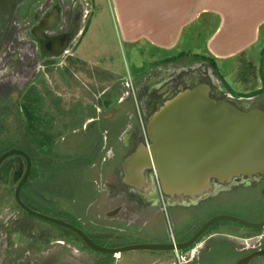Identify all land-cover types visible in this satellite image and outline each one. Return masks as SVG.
<instances>
[{"label":"rangeland","instance_id":"374dc122","mask_svg":"<svg viewBox=\"0 0 264 264\" xmlns=\"http://www.w3.org/2000/svg\"><path fill=\"white\" fill-rule=\"evenodd\" d=\"M49 1L52 0H42L38 3L33 0L26 1L21 12H27L30 16L27 23L25 20L20 22L22 29L25 25L27 29L31 27L29 22L36 21L37 12L50 4ZM59 1L69 2V5L74 2L83 3L87 10L92 11L89 16L86 12L83 27L85 25L87 28L88 24L90 27L84 38L82 28L79 37L65 55L37 63L33 71L29 70L30 61H37L39 57L34 44L29 41L28 47L23 48L20 45L21 50L18 48L9 51L12 41L11 46H19V43L16 38L10 40L11 42L4 41L1 33H6L7 26L0 23V61L8 63L0 72V81L10 78L7 82L13 83L17 89L12 95H7L10 98L0 97V156L12 149H19L33 158L32 176L21 193L23 201L32 209L80 228L99 245L108 246V243L117 244L123 241L137 244L136 242L145 241L147 236L136 233L132 235L133 231L148 232L146 226L136 227L126 221L124 223L122 215H119V219L106 218L105 213L109 210L111 202L115 207L118 203L114 204L111 197L101 191H105L106 187L119 189L127 185L122 166L136 149L132 142L136 140L138 133L139 139L143 137L146 142V130L138 129V120H141L142 114L127 105L128 100L123 102L126 104L123 105L122 102L117 104L118 99H113L117 91L125 94L122 90H127V87L141 76L150 73L145 79H140L141 82H137L138 88L160 74V70L153 68L157 60L164 61L182 52L209 57V44L219 32L222 18L204 14L200 18L190 19L193 20L192 24L184 27L180 44L175 49L168 50L161 47L162 43L157 36L162 35V30L147 25V19L122 18L117 13L113 0ZM12 20L11 28H16V24L19 25L16 17H12ZM154 32L156 34H153ZM133 37L142 38L132 43L128 38ZM263 53L264 23L258 29L256 43L243 55L217 58L220 75L237 95L245 92L242 87L237 86V82L245 80L246 82H243L247 87L253 82V90L257 88L256 67L253 65L262 61ZM22 61L25 62L21 73ZM74 61L77 63L76 68L73 66ZM83 62L92 68L95 72L93 74L100 76L101 85L106 81L110 82L109 88L113 90L110 89L105 97L94 98L93 93L89 92V86L92 91L96 83L90 82L87 76L79 73L84 72ZM205 67L208 71H215L211 64H205ZM199 68L201 66L196 68L174 65L171 71H167L165 79L177 76L174 69L180 72H197ZM74 74L78 75L75 77ZM110 80L118 81L117 87H112ZM212 81L208 75L197 80L192 79L187 85L177 86L173 92L174 96L182 90L205 82L211 85ZM163 82L159 76L157 83ZM162 101L163 105L168 99ZM106 103H109L107 111ZM93 104H97L102 111L98 112ZM151 116L146 117L145 124ZM90 117L94 120L86 123ZM131 127L135 129L132 130ZM127 143L128 145H125ZM25 168V161L21 157H13L4 163L0 170V264H105L107 257L90 250L72 232L28 215L18 206L14 193ZM18 171L21 172L19 181L16 177ZM230 207L233 211L240 208L237 204ZM219 211L221 208L205 207L197 210L196 213L200 214L195 221H179L177 211L172 210L170 221L162 222L160 218L157 226L162 236L169 234V230H175L179 238H186L197 225ZM152 214L148 215L150 220L154 218ZM234 224L222 222L216 226H237ZM110 232L116 234L112 236ZM131 253L146 256L151 252ZM167 255H170V261L178 260V256L174 257L173 253ZM121 259L107 258L111 264H120Z\"/></svg>","mask_w":264,"mask_h":264},{"label":"flooded vegetation","instance_id":"af4514ba","mask_svg":"<svg viewBox=\"0 0 264 264\" xmlns=\"http://www.w3.org/2000/svg\"><path fill=\"white\" fill-rule=\"evenodd\" d=\"M49 2L50 4L42 7L37 12L38 15H36V21L34 20V22L31 20L29 22L31 24L30 28L27 29V25H25L23 32L21 33L22 37L19 38V36L15 34L16 28L7 29V33L4 36L5 38L3 37L4 41L11 42L10 40L15 39V35L17 42L19 43V46L16 44L11 46L13 43L12 41L9 45V51H14L18 48L21 50V46H23V48L26 46L28 47L27 43L29 41L34 44V48L37 50L39 57L36 56L37 61L31 59L32 61H30L29 70H32L37 63H42L44 60L58 59L55 56L58 50L55 47H50L51 44L46 45L45 42L56 41L62 43L64 37L73 33L76 23L80 19V16L85 12L83 3L78 4L74 2L73 5H69V2L67 3L66 1H63V3H60L59 0H52ZM56 16H58L59 21L57 27L53 30L44 31L43 35L46 41H43L40 29L53 26L52 21L55 20ZM83 24L84 19L82 27ZM34 48L32 47V49ZM23 62L25 61H22V66H20L21 73L23 72ZM7 64V61H0V72ZM184 66L187 67L186 65ZM253 66L256 67L255 73L257 74L256 80L258 86L253 90V82L250 84L248 83V87L243 81L237 82V86L242 87L245 91L243 92L244 94L237 95L216 70L211 73L204 66H201V68H199L200 70H197V72H195L196 70H192V72H186L187 70L185 72H180L177 69H174L175 75L177 76H171L165 79L166 74L169 70L171 71V68H169L166 71L161 70L160 74L153 79L151 78L146 85H141L139 88L137 82H141L140 79H145L150 73L133 81L131 86L129 85L127 87V90H122L125 91V94H123L124 98L121 102L123 103L128 100L127 104L142 114L141 120H138V129L141 130V128H144L146 130L148 124H145L146 117L153 115L159 107L162 106V99H169L170 96L174 95L175 93L173 92L177 86L187 85L192 79L197 80L204 75H208L213 80V84L209 85L211 98L217 102H226L244 113L258 111L264 114V56L260 63L254 64ZM27 68L28 65L26 66V69ZM159 76L160 80L162 82L164 81L163 83H157V81H159ZM9 79L10 78L0 81V84H5L0 85V97L3 96L5 98H10V96L7 95H12V93L17 91L13 83L10 81L7 82ZM112 87L115 86L112 85ZM91 88L92 87L89 86V90ZM110 89L113 90V88ZM130 129L134 130L135 128L131 127ZM139 134L140 133L137 134L138 136H136V140L132 142L136 148L132 154L149 143L147 137L146 142L143 137L140 140ZM125 145H128V143ZM144 176L145 180L143 185L133 186L126 182L127 185L119 189L117 187H110L109 189L106 187L105 191H101V193L106 192V194L111 197L114 204L118 203L115 207L112 206L111 202L109 210L105 213L106 218L114 219L118 218L119 215H122L124 223L126 221L128 224L138 227L140 225L147 226L150 223L153 225V223L158 222V219L160 218L162 222H168L171 219L172 210L177 211V219L179 221L186 219L195 221L196 217L201 212L196 213L197 210H202V208L205 207H207V209H209V207L221 208V211L211 216V218L202 224L197 225L192 234L186 238H179L175 233V230L174 232L169 230V234L166 233V236H162L158 227L156 229L155 237L160 239L161 243L156 244L176 245L177 243L190 241L206 222L218 215L234 216L251 224H260L264 222V171L239 175L233 177L230 181L220 182L218 180H213L211 190L209 191V197L205 199L197 198L196 200L188 197L172 198L165 196L159 187H157L156 183L152 181V172L150 170H146ZM99 193L100 191L96 194V199H98ZM235 204L239 205L240 208L233 211L230 206ZM149 213H153L151 215L154 216L152 220L149 219ZM216 225L212 226L207 232L200 236L190 248L179 252H164L165 255L173 253L175 254L174 257L179 256L180 264H264V257L250 259L253 254L261 251L264 252V228H248L238 224L237 226H218L219 228H217ZM65 231L67 230L65 229ZM147 231L150 230L147 229ZM110 233L112 236L116 234L115 232ZM135 233L140 236H147V239H151L152 237H149L148 233L146 234V232L139 230H134L133 234H131L134 235ZM123 237L124 236L122 235V239ZM96 238L99 239L97 236ZM122 239L120 241H122ZM108 244V246L106 245L107 247H116V245H114L115 243ZM126 244H128V242L126 243L123 241L120 246H125ZM122 255L123 254H121V257ZM105 261H107V258ZM155 264H179V260L170 261L168 258L165 262H157Z\"/></svg>","mask_w":264,"mask_h":264},{"label":"water","instance_id":"95a60500","mask_svg":"<svg viewBox=\"0 0 264 264\" xmlns=\"http://www.w3.org/2000/svg\"><path fill=\"white\" fill-rule=\"evenodd\" d=\"M84 16L85 13L80 16L73 33L64 37L62 43L45 42L58 50L55 54L57 58L65 55L79 37ZM58 23L56 16L52 21L53 26L40 29L43 41H46L44 31L55 29ZM146 137L148 145L129 156L123 164L125 182L133 186L143 185L144 173L150 170L157 187L168 197L205 199L209 197L213 180L230 181L239 175L264 171V114L258 111L244 113L226 102H217L211 98L210 86L205 83L170 96L151 116L146 126ZM13 157H21L26 164L14 193L18 206L28 215L74 233L96 253L114 257L135 251H184L220 222L264 228V222L251 224L234 216L218 215L206 222L190 241L184 243L104 247L80 228L29 207L21 193L31 177L33 159L25 151L12 149L0 156V169ZM258 257H264V252L253 254L250 259Z\"/></svg>","mask_w":264,"mask_h":264},{"label":"crops","instance_id":"0c3cea01","mask_svg":"<svg viewBox=\"0 0 264 264\" xmlns=\"http://www.w3.org/2000/svg\"><path fill=\"white\" fill-rule=\"evenodd\" d=\"M28 0H0V23H4L7 26L6 29H11L13 24L12 17H16V33L19 38L22 37L23 32L22 25L20 22L25 20L27 23V18L30 16L29 13H22V6L26 4ZM42 0H33V2L38 3ZM116 4V10L119 16L126 19H131L137 17L138 19H147V25L156 28L157 30H162V35L157 34L158 39L162 43L161 47L164 49L172 50L175 49L181 41V36L184 27L189 26L191 23L190 19H197L202 17L204 14H213L214 16H219L222 18V24L219 32L215 34L212 38L208 52L209 57L204 55H192L186 52L180 53L176 57L167 58L164 61L157 60L154 63L153 68L165 71L167 68H172L174 65L184 64L187 67H198L204 66L205 64L215 63V70L221 74L219 71V66L217 63V58H228L237 57L238 55H243V53L254 43H256L258 36V29L264 23V0H113ZM90 6V5H89ZM91 7V6H90ZM85 15L88 12V16L91 15L92 11L85 8ZM36 14V13H35ZM14 15V16H13ZM34 14L31 15L33 17ZM87 16V18H88ZM86 16H84V24ZM88 27H83V38L87 35ZM149 28V27H143ZM150 31V30H149ZM155 31V29H154ZM1 32V31H0ZM156 32V31H155ZM153 34H156V33ZM7 33V31H6ZM6 33L2 32L1 36L4 37ZM133 34L135 32H132ZM14 38L15 35H14ZM142 38V37H140ZM140 38H128L130 42L134 43ZM156 41V38H155ZM181 57V58H179ZM198 58H207L210 61L199 60ZM176 59V60H175ZM180 61H178V60ZM155 60V61H156ZM167 60V61H166ZM80 62V61H79ZM83 76H87L90 82L96 83L95 89L89 92L93 93L92 96L95 98L105 97L108 92H110V82H105L104 85L100 83V76L93 74L92 68L85 62ZM79 65V66H82ZM73 66L76 68L77 63L74 61ZM88 66L90 69H88ZM206 68V67H205ZM95 71V70H94ZM154 71V69L152 70ZM211 72V71H210ZM212 73V72H211ZM78 74H74L76 77ZM221 76V75H220ZM222 77V76H221ZM113 86H116L118 81L110 80ZM245 81V80H243ZM92 85V84H91ZM109 89V90H108ZM113 100L118 99L117 104L124 98L122 94L118 91L115 94ZM94 105V104H93ZM109 103H106L105 108L108 110ZM123 105H126L123 103ZM122 105V106H123ZM128 105V104H127ZM98 112L102 111V108L98 107L97 104L94 105ZM94 118L90 117L87 119L86 123L93 121ZM125 176V173H124ZM152 181L155 182V178L152 175ZM148 224L146 228L150 231L148 236L151 239H146L145 241L136 242L137 244H156L161 243L160 239L155 237L156 229L158 228L157 222ZM151 228V229H150ZM152 230V231H151ZM145 234V235H146ZM135 244V243H131ZM114 245H121L117 243ZM102 246V245H101ZM112 246V245H111ZM104 247H107L104 245ZM149 252V251H146ZM170 257V255H165L164 252H154L152 251L149 255L141 256L140 254L134 255V253H125L122 255L120 264H155L157 262H165Z\"/></svg>","mask_w":264,"mask_h":264},{"label":"trees","instance_id":"16d2710c","mask_svg":"<svg viewBox=\"0 0 264 264\" xmlns=\"http://www.w3.org/2000/svg\"><path fill=\"white\" fill-rule=\"evenodd\" d=\"M199 60H205V59H207V58H198ZM207 60H209V59H207ZM210 61V60H209ZM211 65H213L215 68H216V64L215 63H211ZM33 159V158H32ZM32 172H33V169H32ZM20 171H18L17 173H16V177H17V180L19 181V179H20ZM31 176H32V173H31ZM31 178V177H30ZM27 185V184H26ZM25 187V186H24ZM25 203H26V201H24ZM27 204V203H26ZM65 230V229H64ZM71 233V232H70ZM72 234H74V233H72ZM75 235V234H74ZM76 236V235H75ZM96 254H98V255H101V256H104V257H107V258H109L110 257V255H107V254H102V253H96ZM113 258V257H112ZM105 264H111V262L110 261H106L105 262Z\"/></svg>","mask_w":264,"mask_h":264},{"label":"built area","instance_id":"2783aa9c","mask_svg":"<svg viewBox=\"0 0 264 264\" xmlns=\"http://www.w3.org/2000/svg\"><path fill=\"white\" fill-rule=\"evenodd\" d=\"M114 258L119 260L121 258V254L114 255ZM179 264H180V257L178 256Z\"/></svg>","mask_w":264,"mask_h":264}]
</instances>
